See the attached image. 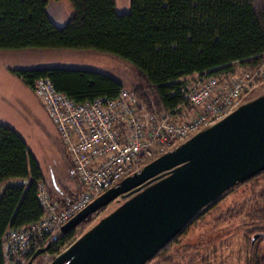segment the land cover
<instances>
[{
    "label": "trees",
    "instance_id": "1",
    "mask_svg": "<svg viewBox=\"0 0 264 264\" xmlns=\"http://www.w3.org/2000/svg\"><path fill=\"white\" fill-rule=\"evenodd\" d=\"M51 1L0 0V50H95L118 56L139 72L138 85L127 89L138 98L142 112L183 115L184 110L192 108L183 91L191 88L193 76L209 73L229 79L264 65V0H130V10L125 13L117 11L116 0H69L73 14L63 26L48 13ZM12 72L32 88L36 79L48 77L58 91L77 103L116 98L126 88L117 78L93 69L45 67ZM261 176L264 170L236 184L193 220L207 215L240 186L253 184L252 198L231 206L224 213L227 217H223L224 222L242 219L246 224V264H264V179L258 181ZM39 181L46 184V176L27 141L0 121V264H7L5 244L9 231L38 221L45 213L37 197ZM81 191L80 184L77 193L70 190V200L64 196L54 198L65 205ZM104 208L69 232L59 230L47 235L46 245L43 242L33 247L29 260L47 245V251L36 258L38 264L46 255L54 258L60 254L96 224ZM188 227L150 262L175 244ZM216 242V236L211 235L194 245H178L171 258L161 257V264H214L211 253Z\"/></svg>",
    "mask_w": 264,
    "mask_h": 264
},
{
    "label": "water",
    "instance_id": "2",
    "mask_svg": "<svg viewBox=\"0 0 264 264\" xmlns=\"http://www.w3.org/2000/svg\"><path fill=\"white\" fill-rule=\"evenodd\" d=\"M264 170V94L146 164L61 228L123 202L49 264H147L206 207ZM54 187H60L53 177ZM257 235L254 237V240ZM49 246L39 249L27 264Z\"/></svg>",
    "mask_w": 264,
    "mask_h": 264
},
{
    "label": "built area",
    "instance_id": "3",
    "mask_svg": "<svg viewBox=\"0 0 264 264\" xmlns=\"http://www.w3.org/2000/svg\"><path fill=\"white\" fill-rule=\"evenodd\" d=\"M262 78L263 68L244 70L229 79L199 76L183 91L192 107L183 115L142 112L138 98L127 88L116 98L77 103L58 91L50 78L36 79L33 90L58 130L82 191L63 205L53 198L45 182H37V197L45 213L38 221L9 231L7 264H27L31 249L47 235L61 230L92 201L147 163L231 114Z\"/></svg>",
    "mask_w": 264,
    "mask_h": 264
},
{
    "label": "rangeland",
    "instance_id": "4",
    "mask_svg": "<svg viewBox=\"0 0 264 264\" xmlns=\"http://www.w3.org/2000/svg\"><path fill=\"white\" fill-rule=\"evenodd\" d=\"M116 3L119 13L130 10V0H116ZM48 13L58 25L63 26L71 18L73 8L69 0H52L48 5ZM42 67L81 68L101 71L117 78L125 84L126 88L131 90L138 85L140 75L137 68L127 60L95 50H0V121L9 124L23 136L45 175L51 174L52 170L57 173L61 172L60 175H56L59 185L66 190L67 195L70 190L77 193L80 183L72 179L68 171L69 164L66 168L69 154L53 120L33 88L12 72L13 69L18 68ZM262 68L264 69V65L259 69ZM192 78L195 80L196 76ZM263 94L264 82H259L252 92L244 98V102H249ZM62 170L64 171L62 172ZM261 179H264V176H261L258 181ZM71 184L75 186H70ZM252 185L248 183L240 186L225 196L207 215L191 223L185 234L180 235L175 244L168 246L165 249L166 251L147 264H161V257L165 255L163 259L171 258V255L177 253L176 248L178 245H194L203 241V239L206 240L211 235L216 236L217 240V244L213 247L214 252L211 253V256L213 255L212 259L217 261L212 260V263L246 264V247L248 246H246L247 238L243 236L246 224L242 219L224 222L223 217L226 216L224 213L228 211V208H232L231 206L242 205L250 197L252 198ZM122 202L123 200L121 202L114 201L104 208L97 222L114 211ZM206 208L201 212H204ZM255 240L252 239L253 242ZM262 246H264V242ZM216 247H218L217 252ZM52 260L53 258L50 255H46L39 261V264H49Z\"/></svg>",
    "mask_w": 264,
    "mask_h": 264
},
{
    "label": "crops",
    "instance_id": "5",
    "mask_svg": "<svg viewBox=\"0 0 264 264\" xmlns=\"http://www.w3.org/2000/svg\"><path fill=\"white\" fill-rule=\"evenodd\" d=\"M42 68H45V67H42ZM188 110H185L184 111V113H186ZM17 131V130H16ZM18 132V131H17ZM66 148V147H65ZM68 153V152H67ZM69 154V153H68ZM68 164L70 165V167L68 168V171H69V173H70V175H71V177H72V179H74V181L75 182H78L79 183V180L77 179V176H76V174H75V172H74V166H73V162H72V159H71V157H70V155H69V161H67V163H66V168H67V166H68ZM65 169V168H64ZM64 170H62V172H63ZM61 173V172H60ZM60 173L58 172H53V170H52V172H51V174H46L45 176H46V185L47 186H49V192L51 193V195H53V198H54V196H55V198L56 197H58V196H61V197H65V198H67V199H69L70 200V198H69V194L67 195V193L65 194V192H64V189L59 185V183H58V181H57V176L56 175H60ZM49 176H50V179H49ZM53 177H55V179H56V181H57V183H58V185H59V187H60V190H58V189H56L55 187H54V184H53ZM74 182V183H75ZM80 185V184H79ZM70 186H75V185H73V184H71ZM50 187H51V189L52 190H50ZM0 192H1V189H0Z\"/></svg>",
    "mask_w": 264,
    "mask_h": 264
},
{
    "label": "bare ground",
    "instance_id": "6",
    "mask_svg": "<svg viewBox=\"0 0 264 264\" xmlns=\"http://www.w3.org/2000/svg\"><path fill=\"white\" fill-rule=\"evenodd\" d=\"M204 74H208V75H212V74H209V73H204ZM204 74H201V75H195L196 76V78H195V80L199 77V76H202V75H204ZM194 80V81H195ZM61 92V91H60ZM187 101V100H186ZM189 102V101H188ZM185 111V110H184ZM183 111V112H184ZM44 245H46V242H44ZM47 246H49V245H47ZM46 247V246H45Z\"/></svg>",
    "mask_w": 264,
    "mask_h": 264
}]
</instances>
